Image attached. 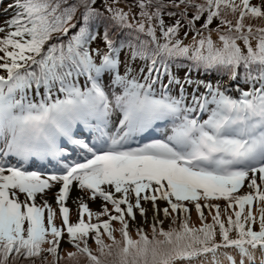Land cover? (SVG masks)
Returning a JSON list of instances; mask_svg holds the SVG:
<instances>
[{"label": "snow or ice", "instance_id": "6c2138e0", "mask_svg": "<svg viewBox=\"0 0 264 264\" xmlns=\"http://www.w3.org/2000/svg\"><path fill=\"white\" fill-rule=\"evenodd\" d=\"M121 2L0 0V264H264V0Z\"/></svg>", "mask_w": 264, "mask_h": 264}, {"label": "rangeland", "instance_id": "374dc122", "mask_svg": "<svg viewBox=\"0 0 264 264\" xmlns=\"http://www.w3.org/2000/svg\"><path fill=\"white\" fill-rule=\"evenodd\" d=\"M257 2H259V0H256L254 3H257ZM5 3H6V0H5ZM133 3H134V0H122V2H121V4L119 5V7L124 8V10L127 11L126 4H127V5H132ZM98 6H99V5H98ZM133 11L136 12L137 9L133 8ZM4 15H5V16H7V15L11 16V15H12V12H11V11H10V12H7V13L4 12ZM164 19H165V23H166V24H172V23L174 22V19H175V18H171V17H168L167 15H165ZM202 22H203V21L198 22V23H197V27H199L200 24H201ZM217 23H218L217 21H214V22H213V25H212L211 27H213V28L216 27V24H217ZM0 24L3 25V22L1 21V18H0ZM181 36H183V32L181 33ZM213 38L215 39V36H214ZM190 40H191V35H189L188 40L185 41V42L187 43V42L190 41ZM93 47H95V46H93ZM174 68H176V69L178 70V73H181V74H182V73H185V72H186V69H188V67H187V62H184V63H183L182 65H180V66H174ZM174 70H175V69H174ZM215 79H216V77H213V80H215ZM225 80H226V78H225ZM229 91H232V89L230 88ZM79 194H80V193L77 194L76 192H72V197L74 198L76 195H79ZM49 202L52 203L53 205H55V203H54V196H53L52 194L49 195ZM88 203H89L90 206H94V207L92 208V210L97 211L99 208H98V206H95V205H100V204H101V201H100L99 199H97V201H95V202L89 201ZM221 203H223V202H221ZM68 205H69L71 208H72L73 206H75L74 204H72L71 200L68 201ZM55 206H56V205H55ZM253 211H254V212L256 211L255 206H254V208H253ZM149 220H151V212H149ZM138 221H139V223H140L141 225H143L144 222H143V220H142L141 218L138 219ZM207 222L211 223V217H210V216H209ZM192 224H193L194 226H196V227H199V226H200V221L198 220V218H197V214H196L194 211L192 212ZM167 226H168V225H167V222H166L165 225H164V227L167 228ZM116 227L118 228L119 225L116 224ZM145 229H147V228H145ZM148 229H149V228H148ZM257 230H258V225H257ZM150 231H151V230H150ZM116 238L119 239V236H117ZM133 238H136V236H133ZM61 247H62L63 249H65V252H63L62 255H64L66 252L70 251V249H68L69 246H68L66 243H62ZM21 264H28V262H27V261H22ZM62 264H68V261H67V260H64V261L62 262ZM80 264H85V263H84L83 261H80Z\"/></svg>", "mask_w": 264, "mask_h": 264}, {"label": "trees", "instance_id": "16d2710c", "mask_svg": "<svg viewBox=\"0 0 264 264\" xmlns=\"http://www.w3.org/2000/svg\"><path fill=\"white\" fill-rule=\"evenodd\" d=\"M93 46H95V45H93ZM1 74H3L2 72H1ZM226 81V80H225ZM227 82V81H226ZM51 260L49 259V262H50ZM80 261H83L85 264H87V260H84L83 258H81L80 259ZM37 264H39V262H37Z\"/></svg>", "mask_w": 264, "mask_h": 264}]
</instances>
